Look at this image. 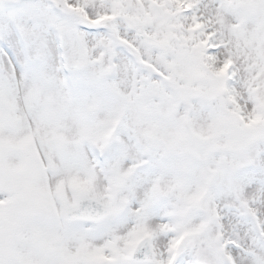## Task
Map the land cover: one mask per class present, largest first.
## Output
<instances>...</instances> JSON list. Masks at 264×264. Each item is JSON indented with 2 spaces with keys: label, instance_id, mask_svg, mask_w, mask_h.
Returning <instances> with one entry per match:
<instances>
[{
  "label": "snow or ice",
  "instance_id": "obj_1",
  "mask_svg": "<svg viewBox=\"0 0 264 264\" xmlns=\"http://www.w3.org/2000/svg\"><path fill=\"white\" fill-rule=\"evenodd\" d=\"M0 264H264V0H0Z\"/></svg>",
  "mask_w": 264,
  "mask_h": 264
}]
</instances>
